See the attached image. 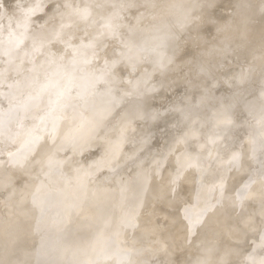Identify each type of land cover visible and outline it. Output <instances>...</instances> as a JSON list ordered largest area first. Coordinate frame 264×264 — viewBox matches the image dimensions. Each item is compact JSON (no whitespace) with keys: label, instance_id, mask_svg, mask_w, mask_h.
<instances>
[{"label":"clouds","instance_id":"9594fccd","mask_svg":"<svg viewBox=\"0 0 264 264\" xmlns=\"http://www.w3.org/2000/svg\"><path fill=\"white\" fill-rule=\"evenodd\" d=\"M0 264H264V0H0Z\"/></svg>","mask_w":264,"mask_h":264}]
</instances>
